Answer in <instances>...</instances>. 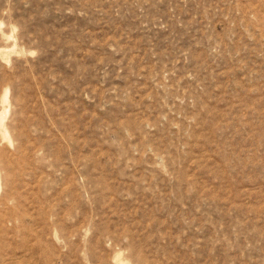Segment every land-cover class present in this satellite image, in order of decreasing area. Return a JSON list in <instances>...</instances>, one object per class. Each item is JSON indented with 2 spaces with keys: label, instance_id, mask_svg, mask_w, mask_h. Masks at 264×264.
Instances as JSON below:
<instances>
[{
  "label": "rangeland",
  "instance_id": "obj_1",
  "mask_svg": "<svg viewBox=\"0 0 264 264\" xmlns=\"http://www.w3.org/2000/svg\"><path fill=\"white\" fill-rule=\"evenodd\" d=\"M0 264H264V0H0Z\"/></svg>",
  "mask_w": 264,
  "mask_h": 264
}]
</instances>
